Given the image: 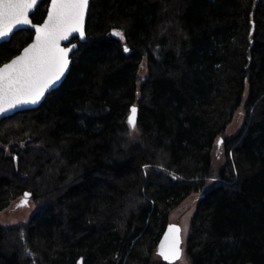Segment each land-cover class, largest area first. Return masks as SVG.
<instances>
[{"label":"trees","instance_id":"16d2710c","mask_svg":"<svg viewBox=\"0 0 264 264\" xmlns=\"http://www.w3.org/2000/svg\"><path fill=\"white\" fill-rule=\"evenodd\" d=\"M85 32L65 79L0 120V211L36 207L0 223V264H264V0H90ZM32 35L1 42L0 64ZM188 198L167 263L157 243Z\"/></svg>","mask_w":264,"mask_h":264},{"label":"snow or ice","instance_id":"6c2138e0","mask_svg":"<svg viewBox=\"0 0 264 264\" xmlns=\"http://www.w3.org/2000/svg\"><path fill=\"white\" fill-rule=\"evenodd\" d=\"M36 4L37 0H0V37L6 36L17 24L31 23L27 14ZM88 6L89 0H51L47 19L42 25H33L36 29L34 42L24 48L21 55L0 67V113L20 104H36L60 80L68 68L70 49L60 47L59 41L73 32L84 37ZM113 34L123 38L120 32ZM124 51L129 49L125 47ZM136 113L133 105L127 119L133 130L136 129ZM29 195L25 193V198ZM170 231L179 233L180 230L172 225ZM178 245L179 237L174 235L170 249L166 251L162 242L159 254L165 260L179 258L182 250Z\"/></svg>","mask_w":264,"mask_h":264},{"label":"water","instance_id":"95a60500","mask_svg":"<svg viewBox=\"0 0 264 264\" xmlns=\"http://www.w3.org/2000/svg\"><path fill=\"white\" fill-rule=\"evenodd\" d=\"M40 1H42V0H37V4H36L33 8H31V9L28 11V14H27V15H28V18H29V20L31 21V23H29V24H17V25H15V26L12 28V31L9 32L6 36H4V37H0V43H1V42H3V41H8V40L10 39V37H11L15 32H17V31H19V30H22V29H29V30H32V31H33V35H32L31 40H30L28 43H26V44H25V45L19 50L18 53H16L14 56L10 57L8 60H6V61H4L3 63H1V64H0V67H2V66H3L4 64H6V63H9L11 60H13L14 58H16L17 56L21 55V53L23 52V49L26 48V47H28V45H30V44H32V43L34 42L35 37H36V29L33 27V25H42V24L44 23L45 19H47L48 8H49V6H50V4H51V0H49V1H48V5H47V9H46V12H45V15H44L43 19H42L40 22H38V23H37V22H33L32 19H31V15H32V13L35 11V9H36L37 5L40 3ZM89 4H90V0H89ZM88 9H89V6H88ZM88 9H87V11H86L85 18H84V26H83V27H84V37L81 38V35H80L79 32H73V33H71V34L68 36L67 39H65V40H60V41H59V45H60V47L70 49V51H69V53H68L69 64H68V68L65 70L64 75L60 78L59 81H57V82L55 83V85H54L53 87L49 88V89L45 92L44 96L41 97V99L39 100V102H37L36 104H31V103L20 104V105H18V106H16V107L10 108V109H8V110H6V111L0 113V120H1L2 118L6 117V116L12 115L13 113H15V112H17V111H20V110H23V109H30V108L37 107V106H38V105L44 100L45 96H46L51 90L55 89V88H56V87H57V86H58V85H59V84L65 79V77H66V75H67V73H68V71H69V69H70L71 62H72V57H71V56H72V53L77 49V46H78V43H77V42H78V41H79V42H83V41L86 40L85 26H86V19H87V15H88ZM74 37L77 38V41L72 42V39H73ZM73 46H75V47H73ZM7 107H8V106L5 105V108H7ZM131 108H132V107H131ZM220 142H221V139L219 140V143H220ZM25 200L27 201V198L24 197V198H23V201H25ZM172 225H174V226H176L177 228H179V230H180L179 233H173L172 231H170V226H172ZM166 234H167V238H166ZM174 235H178V237H179V245H178V247H179V249L182 250V255H183V250H184V248H183V240H184V236H183L182 228H181V226H180L179 223H176V222H169V223L166 225V227H165V229H164V231H163V233H162V235H161V237H160V239H159V241H158V243H157L156 252H157V254L161 257V259H162L163 261L167 262V263H175L176 261L180 260L181 257H182V256H181V257L176 258V259L165 260L164 257L161 256V255L159 254V252H160V250H161V244H162V242H163V244H164V248H165L166 251H168V250L170 249V247H171V245H172V243H173V236H174Z\"/></svg>","mask_w":264,"mask_h":264},{"label":"rangeland","instance_id":"374dc122","mask_svg":"<svg viewBox=\"0 0 264 264\" xmlns=\"http://www.w3.org/2000/svg\"><path fill=\"white\" fill-rule=\"evenodd\" d=\"M144 73V66L141 67L140 74ZM247 96V88L244 91V97ZM244 112L242 107L240 106L237 110L232 122L228 125L223 136L228 137L232 136L237 132L240 128L243 120ZM132 130V134H133ZM213 158L215 165H220L223 162V147L222 143H215L213 149ZM24 196V195H23ZM23 196H20L16 200H14L6 209L0 211V223L1 224H12L17 221L27 219L35 210L36 207L32 203L31 200L26 201V203H21L23 201ZM193 201L192 198H188L185 200L178 208L174 209L170 216V222L179 223L183 236L186 234V229L188 226V222L193 211ZM182 264H185V261H181Z\"/></svg>","mask_w":264,"mask_h":264}]
</instances>
